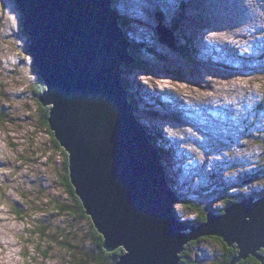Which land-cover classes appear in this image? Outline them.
I'll list each match as a JSON object with an SVG mask.
<instances>
[{
  "label": "rangeland",
  "instance_id": "rangeland-1",
  "mask_svg": "<svg viewBox=\"0 0 264 264\" xmlns=\"http://www.w3.org/2000/svg\"><path fill=\"white\" fill-rule=\"evenodd\" d=\"M112 6L131 48L137 45L132 39L145 43L126 64L125 82L162 154L171 190L185 195L173 204L176 216L186 223L208 207L224 215L240 192L264 196V0H113ZM159 15L173 31L175 48L158 39ZM22 19L14 0H0V264H115L123 246H102L104 255L97 248V263L85 256L82 244L86 251L94 247V226L74 206L64 149L43 122L42 109L50 107L38 99L41 79ZM211 44L215 58L206 61ZM42 226L55 239L40 236ZM67 245L77 251L72 259ZM186 246L185 264H224L227 257L217 236Z\"/></svg>",
  "mask_w": 264,
  "mask_h": 264
},
{
  "label": "water",
  "instance_id": "water-1",
  "mask_svg": "<svg viewBox=\"0 0 264 264\" xmlns=\"http://www.w3.org/2000/svg\"><path fill=\"white\" fill-rule=\"evenodd\" d=\"M14 1L45 86L38 99L50 107L48 126L67 153L74 192L102 246L127 250L115 264H180L188 241L209 236L237 243L229 264L250 254L264 264V196L243 197L224 215L209 210L197 227L173 219L177 194L120 76L135 59L113 0ZM158 21L159 41L175 48L173 31Z\"/></svg>",
  "mask_w": 264,
  "mask_h": 264
},
{
  "label": "trees",
  "instance_id": "trees-1",
  "mask_svg": "<svg viewBox=\"0 0 264 264\" xmlns=\"http://www.w3.org/2000/svg\"><path fill=\"white\" fill-rule=\"evenodd\" d=\"M183 15V14H182ZM183 18H184V15H183ZM127 24L129 25V22H127ZM130 40V39H129ZM133 40V39H132ZM131 40V42L132 43H135V44H137L138 46H139V44H141V40H138V41H136V40H133L132 41ZM138 42V43H137ZM143 42V41H142ZM144 43V42H143ZM27 44H28V42H27ZM145 44V43H144ZM148 44V43H147ZM133 46L132 48H131V55H135V57H134V59L137 57V55H136V53L135 52H137V51H134V50H136L137 48H139L140 49V47H138V46ZM155 46V45H154ZM151 47H152V45H151ZM139 53H140V50H139ZM139 53H138V55H139ZM139 62H140V60L139 59H137ZM126 63L125 64H123V74H122V83H123V85L125 86V88H127V86H126V82H125V79H126V81H128V78H127V76H128V74H129V72H127V71H129L126 67ZM35 71H36V73H37V75L39 76V74H38V72H37V70L35 69ZM39 79H40V77H39ZM128 84H130V83H128ZM40 86V88H38V90H40V91H38V95H40L41 94V92L43 91V89L45 88V86H44V84H43V81L41 80V84L39 85ZM142 95V94H141ZM131 96H132V94H130L129 95V102H131V103H133L134 104V106H135V114L136 113H139L138 112V107L136 106V104H135V102L133 101H131L130 100V98H131ZM143 96V95H142ZM138 97V100L136 99V101L138 102V104L139 103H141V102H143V100H141L140 98H139V95L137 96ZM144 103V102H143ZM160 102H159V100H157V104H159ZM139 106V105H138ZM43 110V113H42V116H43V122L45 123V125L46 126H48V122H47V118H48V110H49V108L47 107V108H45L44 107V109H42ZM140 111V110H139ZM140 114V113H139ZM137 116V115H136ZM146 127V126H145ZM148 130H153V129H151L150 127H146ZM52 134V136H53V133H51ZM148 135V134H147ZM54 137V136H53ZM58 143V142H57ZM63 152V155H64V157H65V160H64V168H65V172H66V175H65V177H64V180H65V183H66V186H67V188H68V190H69V192H70V195L72 196V198H73V201H74V206H75V208L77 209V208H79L80 209V211L83 213V216L84 217H86V215H88L86 212H85V210H84V208H83V206H82V203H81V201H80V199H79V197L75 194V192H74V187H73V185H72V183L70 182V177H69V170H68V157H67V153L64 151V150H62ZM161 157H162V154H161ZM252 177L253 178H255V176L254 175H252ZM209 192H212L211 190H209ZM239 195H236V201H240L241 200V198H243V193L241 194V192L240 193H238ZM258 193H256V194H254L253 196H255V195H257ZM184 194L183 195H181L180 196V201H181V199L182 198H184ZM256 197V196H255ZM234 198V197H233ZM191 208V207H190ZM191 209H193V208H191ZM210 209V207H208V209H205L203 212H202V214L201 215H199L198 216V218L197 217H195L193 220H185V222L188 224V223H190V224H194V225H199V223H201V222H204V221H206V213H207V211ZM78 210V209H77ZM194 210V209H193ZM210 210H212V209H210ZM217 213H223V211H219V212H217ZM89 216V215H88ZM90 217V216H89ZM87 218V217H86ZM91 218V217H90ZM91 223L93 224V222H92V219H91ZM93 236H92V238H91V240H92V242L90 241V244H92V245H94V247L93 248H91L90 249V251H86L87 250V246L85 247V245L84 244H82V246H83V250H85L84 251V253H85V256H86V258L89 260V261H92V263L93 262H95V263H97L96 261H94V258L92 257V256H94V254H96V249L98 248V249H100V252H101V254L100 253H97L98 255H104L105 254V252H106V250L104 249V248H102V238H101V236H100V232H99V234L97 233L98 232V230L96 229V227H95V225L93 224ZM39 233H40V236H42V237H44V236H48V234L47 233H45L44 232V228H43V226L41 227V229H39V231H38ZM61 235H63V233L61 234ZM48 237H51L52 239L54 238L53 237V235H49ZM202 238V237H201ZM204 238V237H203ZM206 238V237H205ZM55 239V238H54ZM197 240H199V239H197ZM219 240H220V242H221V244L223 245V246H225V250L227 251V257H226V259H225V261H224V264H229L230 262V258L232 257V256H234V255H236L237 254V252H238V250H237V248H236V246H229V245H227L226 244V242L221 238V237H219ZM87 241V240H86ZM84 242V243H87V242ZM223 242V243H222ZM45 243V242H44ZM87 244H89V243H87ZM96 247V248H95ZM187 246H185V249L180 253V255L179 256H181V260H180V264H185V263H187L186 261H187V248H186ZM230 247V248H229ZM66 248H67V251H68V253H69V256H70V258L72 259V257H73V255L74 254H76L77 253V251H73V247L71 246V245H67L66 246ZM74 248H75V246H74ZM119 249H121L122 250V252H123V249L122 248H119ZM120 250V251H121ZM260 253H262L261 251H259ZM67 253V252H66ZM115 254V252L113 253V255ZM47 252L46 253H44V256L47 258ZM253 259V261H252V263L253 264H261V262L255 257V256H250L247 260H245V261H241L240 262V264H247V262H248V260H252ZM81 260H83V258H81L80 259V263H81ZM236 264H238V262L236 263ZM249 264V263H248Z\"/></svg>",
  "mask_w": 264,
  "mask_h": 264
},
{
  "label": "bare ground",
  "instance_id": "bare-ground-1",
  "mask_svg": "<svg viewBox=\"0 0 264 264\" xmlns=\"http://www.w3.org/2000/svg\"><path fill=\"white\" fill-rule=\"evenodd\" d=\"M203 1H205V0H203ZM207 3H208V1H207ZM209 6V5H208ZM208 6H205V7H208ZM115 8V7H114ZM132 10H133V8H132ZM118 11V10H117ZM119 13V12H118ZM120 14V13H119ZM218 14V13H217ZM120 21V20H119ZM126 39L130 42V38L128 37V36H126ZM143 39V38H142ZM144 40V39H143ZM136 41H138V40H136ZM142 42V41H141ZM229 44H231V45H233V47L235 48V52H238V49H239V45H236V43H234L232 40H230L229 41ZM212 46H210L211 47V52L210 51H207V53L204 55L205 57L203 58V59H205L206 61H207V59H209L210 61H213L214 60V58H215V55H211V54H213V53H216V48L213 46V44H211ZM205 47H202V49H204ZM208 49V48H207ZM201 50V49H200ZM241 56L245 59V58H247V57H249V56H251V55H249V54H247V55H245V54H241ZM254 60V59H253ZM250 61H252V60H250ZM124 64V63H123ZM123 64H122V66H121V68H120V76H121V79H122V73H123ZM125 87V86H124ZM125 90H126V92H127V98H128V101H129V96H128V89L127 88H125ZM150 94H152V95H154V97H156V98H160V94L159 93H154V92H151L150 91ZM131 103V102H130ZM132 107H133V112H134V114H135V106H134V104L132 103ZM168 105L170 106L171 104H169L168 103ZM229 105V104H228ZM169 108V107H168ZM146 111V110H145ZM139 114V113H138ZM215 115H216V113H215ZM135 116H136V114H135ZM137 117V116H136ZM219 117V116H218ZM138 118V117H137ZM138 120V122L139 123H141V121L139 120V118L137 119ZM153 122V126L154 127H158V129H159V127L161 126L159 123H157V122H155V120L154 121H152ZM142 124V123H141ZM146 130V129H145ZM152 132V131H151ZM170 138V137H169ZM156 145V144H155ZM156 147V146H155ZM161 154V153H160ZM169 183V182H168ZM170 189H171V187H170ZM169 189V191H171L172 193H173V195H175V194H177V196H181L180 194L182 193V192H177V191H172V190H170ZM254 195V194H253ZM180 200V198H178V200L177 201H179ZM176 201V202H177ZM175 204V203H174ZM222 211V210H221ZM173 213H172V217H173V219L175 218L177 221H179L182 225H186V226H193V227H197V226H199V225H191V224H187V223H184V221H182V220H180L177 216H176V213H175V211H174V208H173V211H172ZM93 222V221H92ZM94 224V223H93ZM97 229V228H96ZM189 229V228H188ZM98 230V229H97ZM99 232V231H98ZM210 237V236H209ZM226 242V241H225ZM230 246V245H229ZM231 246H237V243H235L234 245H231ZM230 248V247H229ZM237 248V247H236ZM122 249H123V252L122 253H125V249L122 247ZM237 250H238V252H239V249L237 248ZM259 251V250H258ZM256 252L258 255L260 254L259 252ZM236 255H238V253L236 254ZM249 256H252L251 254L249 255ZM248 256V257H249ZM241 259H243V258H241ZM240 259V260H241ZM258 259V258H257ZM259 260V259H258ZM259 261H261V260H259Z\"/></svg>",
  "mask_w": 264,
  "mask_h": 264
}]
</instances>
